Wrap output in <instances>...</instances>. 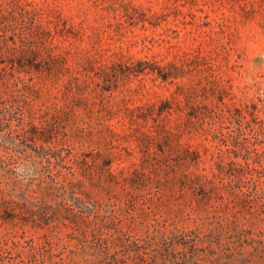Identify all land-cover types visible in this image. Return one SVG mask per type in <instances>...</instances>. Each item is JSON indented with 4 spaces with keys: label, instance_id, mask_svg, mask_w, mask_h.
<instances>
[{
    "label": "rangeland",
    "instance_id": "374dc122",
    "mask_svg": "<svg viewBox=\"0 0 264 264\" xmlns=\"http://www.w3.org/2000/svg\"><path fill=\"white\" fill-rule=\"evenodd\" d=\"M32 1L73 31L65 42L74 71L83 69L88 58H95V64L82 70L81 100L66 93L56 73L35 72L25 64L20 67L30 79L21 83V90L11 77L0 79V115L14 96L23 98L12 110V122L0 125V179L17 186L18 178L25 186L14 189L20 201L0 202V264H168L165 257L154 256L156 245L144 256L124 250V241L93 254L100 226L107 222L113 231L135 237L155 228L189 229L202 223L201 240L190 237L189 245L175 247L179 260L195 250L189 264H264V245L252 239L264 240V0ZM23 32L19 24L15 31L0 30V37L15 44ZM198 54L211 56V69L198 62ZM0 59L9 72L14 70L6 56ZM169 62L180 71L164 81L152 70ZM221 88L227 90L226 101L248 111L255 131L247 124L239 130L223 116ZM166 98L172 106L169 124L200 151L199 164L192 168L203 170L215 160L229 163L230 172L215 178L216 190L202 195L190 188L173 196L170 189L153 185L128 201L123 189L111 198L91 177L64 190L76 174L98 176L94 154L106 152L111 141L121 153L114 168L141 163L155 148L145 145L141 131L153 128L155 121L139 114ZM106 123L117 125L118 139ZM36 124L45 126L42 132L50 141L74 147L81 161L73 164L68 155L62 162L42 161L37 156L40 139L23 132ZM235 137L251 151L235 156L227 150ZM83 153L88 163L82 161ZM246 158L261 163L260 170ZM238 168L245 181H239ZM81 192L82 200L77 198ZM218 214L243 222L237 226L223 220L219 243L210 241L218 233L212 236L210 230Z\"/></svg>",
    "mask_w": 264,
    "mask_h": 264
},
{
    "label": "trees",
    "instance_id": "16d2710c",
    "mask_svg": "<svg viewBox=\"0 0 264 264\" xmlns=\"http://www.w3.org/2000/svg\"><path fill=\"white\" fill-rule=\"evenodd\" d=\"M63 23L62 25L60 20L55 21L52 15L45 14L44 8L39 3L32 0H0V30L6 32L9 30L15 31L19 24H23L25 30L20 38V42H16L15 44L10 43L7 39H1L0 37V58L6 56L8 61L14 64L15 70L9 72L7 69V62L0 59V79L6 81L11 77L13 85L21 90L23 88L21 83H25L30 79L26 71H23L20 67L25 64L35 72L56 73L57 77L63 80L66 93H72L73 96H76L77 100H81L83 96L78 94L79 90L84 86L83 82H81V73L83 69H88V63L94 66L95 58H88L87 64H82L83 69L74 71L71 64L70 48L65 42L66 40L71 41L70 37L73 31L68 30L66 21H63ZM195 58H199V63H207L209 69H211L212 66L209 62L211 56L198 54ZM174 69H176V71H174ZM137 71H142V69L140 68ZM152 71L156 72L162 80L167 81L173 76H177L180 68L174 63L169 62L165 65L158 66ZM67 73H69V76L65 77ZM226 91V88H221L220 90V100L224 104V107L221 108L223 116L235 122L239 130L242 129L244 124H247L252 131H255V120L248 116V111L243 107L231 105L226 101ZM22 103L23 98L18 95L10 99L9 102H6L4 110L0 115V125L3 126L12 122V110L17 105H19L17 107H20ZM171 107L170 100L166 98L162 99L159 103H152L147 112L143 111L139 114V117L143 118L152 115L155 121L153 128L150 130L143 129L141 131V136L145 145L149 148L155 146L152 151H149L147 154L148 156H145L146 159L148 157L147 162L144 161L146 160L144 158L141 163H135L134 167L130 169L123 167L117 170L113 167V162L121 153L115 152L113 149V141H111L110 144L112 145L106 152L99 151L94 154V158L98 159L95 161L98 166H100L98 176L96 177L95 175L88 174L80 178L73 172V174L76 175L70 180V186L69 184L63 185L64 190L77 188V185H81L80 181H84L87 177H91L92 182L102 185L111 198L120 196L119 193H117V189H123V191L126 192V199L128 201L136 198L139 192L144 188L149 186L152 187L153 185H157L160 189L163 187L170 189V194L173 196H176L177 193L182 195L184 191L190 188L202 190V195L204 193L210 194L216 190L218 184L215 182V178L217 176L227 175L230 172L231 167L229 163L224 160H215L213 165L210 167L204 166L203 170L192 168L193 165L196 166L199 164L201 156L200 151L193 148L191 143L183 142L181 138H179L178 132L169 124ZM249 112L254 113L252 111ZM104 126L113 138L118 139L120 137L121 131L116 124L106 123ZM43 128H45V126L37 124L34 128H23V132L27 133L30 137L37 136L40 139L37 156L40 157L42 161H48L51 164L57 161L62 162L65 161L68 155L73 164L79 162L80 159L74 152V147L65 148L66 144L64 143H54L50 141L42 132ZM239 142L238 138L235 137L227 150L233 152L235 156H239L238 153L243 149L246 152L251 151L250 145L245 144L241 146ZM64 149H68V154H64ZM258 155L261 156L262 154L258 153ZM82 157V161L89 162L86 153H83ZM246 161L249 166L257 171H259L262 166L261 163L258 164L255 160L250 162L247 159ZM62 165H66V163L63 162ZM236 171L239 175V181H245L243 170L238 168ZM16 184L17 186H13L10 182L0 179V202L20 201L14 189L18 186L25 188V186L22 184L21 179L18 178H16ZM24 198L28 199L27 196H24ZM77 198L82 200L83 192L78 194ZM223 204L227 206V203ZM222 207H220L221 212L225 211ZM68 218L72 219L70 217ZM194 218L197 219V217ZM215 218L217 225L211 226L210 230L212 236L215 235L217 231L218 233L214 238L215 240L210 241H217L219 243L221 238L220 230L225 226L223 220H228L229 217L218 214ZM229 221L230 223L236 222L237 226L243 225V222H239L238 218H229ZM211 223L213 224L214 220L211 221ZM201 226L202 223L189 229H182L179 227L173 229L155 228L149 231L148 234L135 237L133 234L125 232L126 235L123 230H119V232L113 231V228L110 226L109 222H107L100 226L98 246L95 248L96 251L94 250L93 254L109 252L106 250L124 241V250L131 254L144 256V253L149 247L156 245V247L153 248L155 257L159 255L165 257V259L168 260V264H189L196 251L193 250L191 254L186 251L182 256V260H179L175 252V247L182 244L186 247L189 245L187 243L190 237H193L192 239L201 240L204 237L200 235L199 228ZM252 239L259 241V246H261V244L264 245V240H259L253 236ZM143 259L146 260L145 257H143ZM157 264L163 263L158 262Z\"/></svg>",
    "mask_w": 264,
    "mask_h": 264
}]
</instances>
